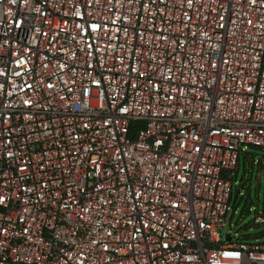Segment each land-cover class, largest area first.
I'll list each match as a JSON object with an SVG mask.
<instances>
[{"label": "built area", "instance_id": "built-area-1", "mask_svg": "<svg viewBox=\"0 0 264 264\" xmlns=\"http://www.w3.org/2000/svg\"><path fill=\"white\" fill-rule=\"evenodd\" d=\"M247 147L264 0H0V264H264Z\"/></svg>", "mask_w": 264, "mask_h": 264}, {"label": "rangeland", "instance_id": "rangeland-1", "mask_svg": "<svg viewBox=\"0 0 264 264\" xmlns=\"http://www.w3.org/2000/svg\"><path fill=\"white\" fill-rule=\"evenodd\" d=\"M245 154L253 156L256 159V164L250 168V172H247L246 175L243 168L239 173L236 186L240 187L241 183L245 181L246 188L241 189L242 195L238 199L235 216L233 217V211L228 216L225 233L230 230L232 223L235 238L240 242L264 243V225H254L257 214H264V168L260 165V162L264 165V151L247 147ZM245 154L241 157L242 166ZM251 156L247 157L248 161Z\"/></svg>", "mask_w": 264, "mask_h": 264}, {"label": "trees", "instance_id": "trees-1", "mask_svg": "<svg viewBox=\"0 0 264 264\" xmlns=\"http://www.w3.org/2000/svg\"><path fill=\"white\" fill-rule=\"evenodd\" d=\"M252 148L261 149V150L264 151V148H259V147H252ZM248 156H251V155L245 154V156H244V165L243 166L241 164V158H240L238 166H237V168H236V170L234 172L233 190H232V198H231V204H232V207H233V213H236V211H237V202H238V199L240 198V196L242 195V190L241 189H245L246 188V185L244 184L245 181H243V183H241L240 187L236 186V184L238 183L239 173H240L241 169L243 168L244 172H245V175H246L247 172H250V168L256 164V159L253 156H251L249 161H248L247 160ZM260 165H261V167L264 168V165L262 164V162H260Z\"/></svg>", "mask_w": 264, "mask_h": 264}, {"label": "water", "instance_id": "water-1", "mask_svg": "<svg viewBox=\"0 0 264 264\" xmlns=\"http://www.w3.org/2000/svg\"><path fill=\"white\" fill-rule=\"evenodd\" d=\"M226 240H227L228 242H230V241H231V237H230L229 235H227V236H226Z\"/></svg>", "mask_w": 264, "mask_h": 264}]
</instances>
